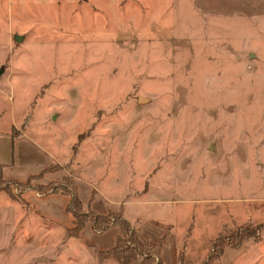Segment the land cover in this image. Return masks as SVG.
I'll list each match as a JSON object with an SVG mask.
<instances>
[{"label":"rangeland","instance_id":"374dc122","mask_svg":"<svg viewBox=\"0 0 264 264\" xmlns=\"http://www.w3.org/2000/svg\"><path fill=\"white\" fill-rule=\"evenodd\" d=\"M0 164V264H117L71 195L162 264L143 219L176 198L228 221L205 258L264 264V0H0Z\"/></svg>","mask_w":264,"mask_h":264},{"label":"crops","instance_id":"0c3cea01","mask_svg":"<svg viewBox=\"0 0 264 264\" xmlns=\"http://www.w3.org/2000/svg\"><path fill=\"white\" fill-rule=\"evenodd\" d=\"M12 126H14L12 123L7 126L9 131ZM22 130L21 135L25 132L24 123ZM165 204L168 205L167 207L172 208L170 213L174 219L163 220V222L152 215L146 216L143 221L146 223L145 220L147 219L150 224L147 226L148 241L159 247L160 256L163 255L167 262L171 261L172 250H174L175 252H182L176 264H200L206 256L210 242L218 236L223 227L227 226V219L216 221L212 218L200 216L193 209L184 206L183 200L178 198ZM121 215L131 227L141 232V225L136 223L137 219H135V222L131 221L124 208L121 210ZM183 215L184 219H180ZM229 215L232 217L231 221L233 223H258L251 216L239 217L237 215L238 218H236L233 214ZM167 250L170 252L168 257L165 256Z\"/></svg>","mask_w":264,"mask_h":264},{"label":"trees","instance_id":"16d2710c","mask_svg":"<svg viewBox=\"0 0 264 264\" xmlns=\"http://www.w3.org/2000/svg\"><path fill=\"white\" fill-rule=\"evenodd\" d=\"M3 165L0 164V183L4 182V172ZM43 173V172H42ZM39 173L35 178H40L41 174ZM31 177V176H30ZM25 180V179H24ZM30 180L29 177L25 181ZM5 187V190H8L9 184L13 185H22L25 183L19 182H9ZM23 182V180H22ZM6 183V182H5ZM81 203L75 195H71L69 202L66 205V211L70 212L72 217V222L75 227H81L85 220L90 222L91 229L93 231H104L109 225L117 226L120 231V236H125L122 239L120 236L116 237L114 246L109 249L108 253L112 254L114 260L117 264H132L135 259L140 257V264H162L160 261L155 260L154 257L150 254V251H153V248L146 243L143 239H140L134 231L129 227L127 221L122 219L120 216H114L113 214H95L92 212L83 213L81 216ZM219 237V236H218ZM242 234L238 238H242ZM219 238L212 243L213 252L208 254L207 257L202 261L201 264H213L216 260H219L223 254L224 245L219 243ZM230 244V242H228ZM227 244V243H226ZM226 246V245H225Z\"/></svg>","mask_w":264,"mask_h":264},{"label":"water","instance_id":"95a60500","mask_svg":"<svg viewBox=\"0 0 264 264\" xmlns=\"http://www.w3.org/2000/svg\"><path fill=\"white\" fill-rule=\"evenodd\" d=\"M14 40L15 41H19L20 40V37L19 36H15Z\"/></svg>","mask_w":264,"mask_h":264}]
</instances>
